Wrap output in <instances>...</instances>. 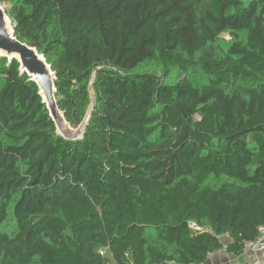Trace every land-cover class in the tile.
Here are the masks:
<instances>
[{
  "label": "trees",
  "instance_id": "obj_1",
  "mask_svg": "<svg viewBox=\"0 0 264 264\" xmlns=\"http://www.w3.org/2000/svg\"><path fill=\"white\" fill-rule=\"evenodd\" d=\"M5 1L67 121H83L94 73L96 106L65 139L0 58V264L243 253L264 224V0Z\"/></svg>",
  "mask_w": 264,
  "mask_h": 264
},
{
  "label": "water",
  "instance_id": "obj_2",
  "mask_svg": "<svg viewBox=\"0 0 264 264\" xmlns=\"http://www.w3.org/2000/svg\"><path fill=\"white\" fill-rule=\"evenodd\" d=\"M0 3V58H7L8 63L16 59L20 63V71L27 74L39 89L43 103L46 105L55 123L57 134L68 140H81L92 120L96 106L93 89L95 73L89 84L90 104L86 115L78 127H73L66 119L64 111L59 107L56 97V71L39 49L23 41L15 34L10 14Z\"/></svg>",
  "mask_w": 264,
  "mask_h": 264
},
{
  "label": "built area",
  "instance_id": "obj_3",
  "mask_svg": "<svg viewBox=\"0 0 264 264\" xmlns=\"http://www.w3.org/2000/svg\"><path fill=\"white\" fill-rule=\"evenodd\" d=\"M219 238L223 239L224 236L220 235ZM216 253H221V255L226 258L231 256V254L227 251V248L224 247L220 250L210 253L209 257H212ZM243 253L251 255L253 264H264V257H262L264 254V224L259 226L258 236L255 239L246 241L244 243Z\"/></svg>",
  "mask_w": 264,
  "mask_h": 264
},
{
  "label": "crops",
  "instance_id": "obj_4",
  "mask_svg": "<svg viewBox=\"0 0 264 264\" xmlns=\"http://www.w3.org/2000/svg\"><path fill=\"white\" fill-rule=\"evenodd\" d=\"M223 241L228 244L230 238L225 236ZM264 257V254L262 255ZM253 264L252 257L250 254L241 253L240 255H231L229 258L224 257L221 253H216L212 257H209L203 264Z\"/></svg>",
  "mask_w": 264,
  "mask_h": 264
},
{
  "label": "rangeland",
  "instance_id": "obj_5",
  "mask_svg": "<svg viewBox=\"0 0 264 264\" xmlns=\"http://www.w3.org/2000/svg\"><path fill=\"white\" fill-rule=\"evenodd\" d=\"M2 4L4 5V7H6V9H9V8H10V2L5 1V2H2ZM222 38H227V39H229V35H228V34H224V35L222 36ZM142 69H143V70L157 71V72H159V73L161 72V71H160V67H159V65H157L156 63H154V64H147V65H145ZM193 77H194V79H196V80L200 79L199 75H197V74H195Z\"/></svg>",
  "mask_w": 264,
  "mask_h": 264
}]
</instances>
